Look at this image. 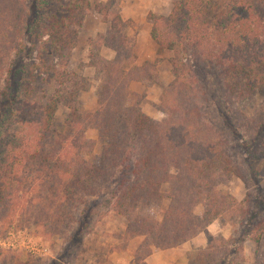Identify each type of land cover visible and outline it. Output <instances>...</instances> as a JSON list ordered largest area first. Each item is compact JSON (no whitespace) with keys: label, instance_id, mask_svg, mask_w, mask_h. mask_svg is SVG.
<instances>
[{"label":"rangeland","instance_id":"374dc122","mask_svg":"<svg viewBox=\"0 0 264 264\" xmlns=\"http://www.w3.org/2000/svg\"><path fill=\"white\" fill-rule=\"evenodd\" d=\"M72 1L0 0V13L4 15L10 14L13 8L16 12L15 6H18L19 15L24 16V27L28 31V37L25 39L22 34L17 36L14 48L9 50V56L8 50L3 55L6 61L5 66L0 69L3 70L0 73V121L5 119V131L11 132L16 129L13 124L22 114L15 112L8 105L11 99L18 97L19 101L23 99L28 103L25 107L26 111L27 107L30 108L32 121L39 119L46 104L51 103L58 108L52 128L56 129L58 135H53L44 146L48 150V154L44 155L48 159L45 163L47 165L41 160L28 161L23 158L15 167L13 175L15 178L9 177L11 188L22 190L25 200L20 206L18 202H14V206L13 203H9L0 214V264H145L148 249L144 247L145 249L141 250L145 239L139 235L132 237L127 235L131 223L139 212L136 211L134 217L127 219L117 211L120 175L112 181V184L118 182L113 187L110 185V188L83 187L73 190L71 185L73 186L74 181L66 174V159L62 157L59 161L54 155L60 151L57 142L65 141L71 132L68 127L69 106L75 105V96L80 94L78 103L81 105L82 114L96 112L85 110L86 106L89 108L91 105V95L84 98L86 105L81 98L97 85L95 94L98 102L101 85L107 81L103 78V71L93 66V62H97V57L105 59L101 56L104 46L101 37H122L120 44L123 45V56L120 55L116 65V68L121 66L117 69L118 74L123 70L124 75L120 76L130 78L134 69H144L147 65H152L156 67L159 76L146 85L149 89L162 88L163 95L164 90L174 84L176 77L172 61L175 54L168 50L160 52L152 38V32L156 28L163 35L173 32L167 27V19L172 14L175 4L187 0H116L114 5L109 6L110 8H106L105 5L113 0H83L89 4L88 10L84 7L74 8ZM140 1L148 3V8L146 7L148 10L142 9L143 21L147 20L150 29L148 32H151V38L148 40L143 38V29L122 17L124 4L125 9L136 8ZM199 1L196 0V4L200 5ZM167 2L170 3V8ZM208 2L211 7L219 4V0H205V3ZM220 4L219 9L222 10L232 5L231 11L227 10L224 14L227 16L233 14V19L236 18L235 21L239 22L240 28L245 21L248 22L247 30L250 28V32L245 33L247 30L244 32L241 30L242 35L250 34L247 43L255 40L256 45L246 46V41L238 42L240 49L234 56L230 26H225L227 30L225 33L218 30V27L224 24L221 20L224 14H220V10L210 12L209 9L205 14L206 18L201 19L203 26L196 25L195 29L202 31L200 35L214 39V42L212 39L210 41L216 47L217 53L231 55L222 59L226 64L213 62L209 65L202 60L200 52L202 54L206 52L205 45L208 40L205 45L200 46V50L192 46L193 44L186 49L185 42H180L179 47L181 62L192 67L195 81L200 79L202 89L208 92L205 102L207 117L212 124L211 127L220 131L225 154L233 165H236L240 175L215 193L218 204L221 205L224 198L232 197L236 205L233 207L235 202H231L233 215L225 213L224 217L212 223L223 230V233L216 236L207 234V239L222 237L228 241L230 256L226 264H264V87L257 91L246 87L247 78L242 72L244 67L250 66L248 70H252L251 73L257 71L255 73L259 74V78L264 82V0H220ZM100 6L101 10H98L96 7ZM117 16H120L124 23L130 24L123 29V25L113 22ZM65 20L69 24L66 30L60 29L55 32L56 25H64ZM100 21L106 24L109 30L95 38L91 30L97 27ZM207 22L208 25L205 26ZM50 33L54 34L53 37ZM173 35L175 36L176 32H173ZM55 39L65 48L66 57L63 60L51 56V42ZM148 41L151 44H148L147 51L151 53L154 48L159 56L157 54L155 60L137 65L138 55L142 57L147 55V51L144 52L141 47ZM194 42L195 40H191V43ZM199 59L205 63H201ZM99 67L101 70L106 68L100 64ZM87 69L93 70L94 75H84ZM164 71L168 75L172 73L174 80L162 77ZM133 74L134 72L132 77ZM139 82H132L129 91L131 99L139 101L142 106L147 101L148 92L142 90L140 93L131 92V85ZM198 89L196 86V91ZM180 92L182 96L186 95L183 89ZM205 98L206 95H201V99L195 102L201 105ZM160 106L161 100L158 104L148 102L143 113L149 118L155 116L151 117L154 121L163 122L165 118ZM24 111L25 109L22 112ZM83 124L84 126L75 127L73 138L71 137L70 143H66L64 148L75 151L74 148L81 146L80 138L85 137L95 144L92 157L96 160L102 156L103 142L96 129L90 128L88 122ZM50 145L52 148L49 150ZM11 150L7 149L5 154L0 152V157L5 158L0 161V175L3 168H10L13 160L8 154L12 152ZM92 157L89 159L93 163ZM50 164L58 168V174L52 177L47 172L52 168ZM40 170L43 173L41 178L37 173ZM7 174L3 173L2 179H6ZM169 205V202H165L164 208H168ZM204 211L205 206L197 209L198 215H202ZM257 239L259 243L255 242ZM157 251L161 250L154 248L152 253Z\"/></svg>","mask_w":264,"mask_h":264},{"label":"trees","instance_id":"16d2710c","mask_svg":"<svg viewBox=\"0 0 264 264\" xmlns=\"http://www.w3.org/2000/svg\"><path fill=\"white\" fill-rule=\"evenodd\" d=\"M115 2L116 0H113L105 7L110 8L109 6L114 5ZM199 2L200 5L196 4V0L175 4L172 14L167 19V27L176 32L175 36L173 32L163 35L158 28L152 32V38L160 52L168 50L175 54L172 67L176 80L170 88L164 90L161 97L160 111L164 115V121L157 122L146 116L141 110L139 101L135 102L131 99L129 91L130 84L134 81L149 83L157 78L159 74L156 67L147 65L144 69H134L131 71L130 78L120 76L124 75L123 70L118 74L117 69L121 66L116 68V65L120 55L123 56V45L120 44L122 37H101V43L115 51L116 59L110 62L97 57V62H93V66L103 71V78L107 80L99 90V108L94 113L82 114L81 105L78 103L80 94L75 96V105L69 106L68 127L71 132L68 133L65 141L57 142L60 151L54 155L59 161L62 157L66 159V174H69L74 181L73 186L71 185L73 190L83 187L110 188L118 182L112 184V181L120 175L117 211L119 215L127 219L134 217L133 214L136 211L139 212L131 223L127 235L129 237L139 235L145 239L141 250L145 249L144 247L148 249L147 257L152 254L154 248L158 250L177 248L206 233L208 227L218 218L224 217L225 213L233 215L231 209L236 205L232 197L224 198L221 205L216 202L214 195L218 189L228 186L240 175L236 165H233L225 154L220 131L211 127L212 124L207 117L205 102H207L208 92L202 89L200 79L195 81L192 67L181 62L182 57L179 52L180 42L187 43L186 49L193 44L192 46L200 50V46L205 45L208 40L205 45L206 52L205 49H203L204 54L200 52L202 60L209 65L213 62L220 65L226 64L222 59L229 58L231 55L217 53L212 43L214 39L200 35L202 31L195 27L203 26L201 19L206 18L205 14L209 12V9L210 12L217 9V11L220 10V14H224L227 10L231 11L232 5L222 10L219 9L220 0L218 5L212 7L209 2L205 3V0ZM72 6L81 9L84 7L85 10L90 8L89 4L83 0H73ZM15 7L16 12L13 8L10 14L0 13V69L5 66L6 60L3 58L5 51L8 50L9 56V50L14 48L17 36L22 34L24 39L28 37V31L24 27V16H20L18 6ZM96 8L101 10V6ZM116 20L113 22L123 25V29L130 24L124 23L120 16H117ZM221 20L224 24L218 27L219 31L222 30L225 33L227 31L225 26H230L234 56L240 49L238 42L246 41V46L256 45L255 40L247 43L250 34L242 35V31L247 30V21L240 28L239 22L235 21L236 18L233 19V14L232 16L224 14ZM154 23L156 24V20ZM68 25V21L65 20L64 25H56L55 32L60 29L65 31ZM204 25L207 26L208 22ZM248 32L250 28L245 33ZM50 34L53 37L54 34ZM191 40H195V44L191 43ZM51 48L52 57L62 60L66 57L65 48L61 47L56 39L51 42ZM202 60L199 59L201 63H205ZM98 63L106 67L105 70L99 69ZM249 67L246 66L242 70L247 78L246 87L257 91L264 87V82L262 78H259V74L255 73L257 71L251 73L252 70H248ZM2 71L0 70V73ZM133 72L134 77H132ZM196 86L199 88L198 91ZM182 89L185 96H182L180 92ZM201 95H206V98L200 105L195 101L201 99ZM26 104L28 105L23 99L19 101L18 97L8 102L15 112L22 113L21 118L13 124L16 127L13 131H5L6 121L5 119L0 121V152L5 154L7 149H12L8 156L13 160L10 168H3L0 175V214L2 209L9 206V203H13L14 206V202H18L20 206L25 200L22 190H13L10 186L9 181L15 173V167L23 161V158L28 161L41 160L44 165H47L45 163L48 159L44 155L48 154V150L44 146L53 135H58L56 129H52L58 109L56 105L46 104L39 119L32 121L30 108L27 107L26 111ZM24 109L25 111L22 112ZM84 122H88L90 128L97 130L103 142L102 156L96 160L92 157L95 144L85 137L80 138L81 146L74 148L75 151L64 148L75 134V127L84 126ZM73 143L71 144L74 145ZM51 148L52 145L48 147L49 150ZM89 157L93 158V163L90 162ZM2 159L5 158L0 157V161ZM50 165L51 169L56 170V172L51 169L47 171L52 177L56 175L58 168L54 164ZM3 173H8L6 179H2ZM37 173L41 178L42 171ZM232 201L235 202L233 207ZM165 202L170 203L166 209ZM202 206H205V211L202 215H198L197 209ZM255 242L259 243V239ZM229 249L228 241L226 242L222 237H210L207 248L194 253L190 264H226L230 256Z\"/></svg>","mask_w":264,"mask_h":264},{"label":"crops","instance_id":"0c3cea01","mask_svg":"<svg viewBox=\"0 0 264 264\" xmlns=\"http://www.w3.org/2000/svg\"><path fill=\"white\" fill-rule=\"evenodd\" d=\"M170 1V0H168ZM147 1H140L139 5L136 8H130L128 7L127 9H125V4H124V9L122 12V17L123 19L126 21H133L135 24H137V26H139L142 30L143 33V38L144 39H150L151 38V32H148L150 29H148V22L147 20L144 22V15L142 14V9L143 8H148L147 6ZM167 5H169L170 8V3H166ZM146 8V9H147ZM148 10V9H147ZM99 25H97V27H95L93 30H91L92 32V36H94L95 38L100 34H106L109 30V28L106 26V24H104L102 21H100L98 23ZM148 24V25H147ZM95 32V33H94ZM148 44H151L150 41H148L146 44H142V47L144 49V52L147 51L148 49ZM141 53V51H140ZM147 51V55H144V57H142V55H138V61H137V65H140L146 61H153L157 58V50H155L154 48H152L151 53H149ZM139 54V53H137ZM166 55V54H165ZM101 56L104 57L105 59L109 60V61H113L116 57V53L115 51H113L112 49L103 46L102 50H101ZM159 56V54H158ZM166 70V68H165ZM93 70L87 69L84 72V75H94V72L92 73ZM164 78H170L172 80H174V76L172 73H170L168 75V73H165L161 75ZM171 80V81H172ZM146 85H148V83H143V82H139V83H133L131 85V92L133 93H140L142 90L143 92L149 94V96L146 98L147 101H145L142 106H141V110L142 112H145V105L146 103L150 102V103H159L162 97V88L159 87H153L152 88H148ZM97 89V85H94L91 88V91H89L87 94L84 95L83 98V102L85 104V100L84 99L87 95H91V105L88 108L86 106L85 110L90 112H94L98 110V102H97V98H96V94L95 91ZM155 94V96L152 94ZM153 97V98H152ZM86 105V104H85ZM84 105V106H85ZM147 115H149L148 113H146ZM161 114L158 113V116H160ZM153 117L155 118V116H150V118ZM157 117V115H156ZM162 118V115H161ZM217 221V220H216ZM223 230L219 229L218 226L216 225H210L207 229L206 233H202L201 235H199L197 238L177 247V248H173V249H168V250H161V251H157L152 253L146 260H145V264H190V260L192 255L195 252H198L200 250H204L207 248L208 246V239L207 236H216L219 233L222 234ZM208 234V235H207Z\"/></svg>","mask_w":264,"mask_h":264}]
</instances>
